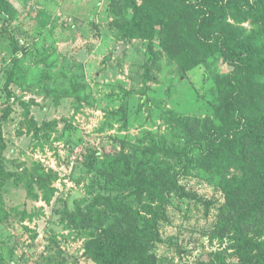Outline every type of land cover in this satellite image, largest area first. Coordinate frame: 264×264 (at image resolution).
Here are the masks:
<instances>
[{
    "label": "rangeland",
    "instance_id": "obj_1",
    "mask_svg": "<svg viewBox=\"0 0 264 264\" xmlns=\"http://www.w3.org/2000/svg\"><path fill=\"white\" fill-rule=\"evenodd\" d=\"M130 1L8 0L15 15L0 14V264H96L86 251L89 228H76L69 217L84 219L78 213L107 196L99 180L106 156L122 150L152 164L163 157L149 154L152 143L175 136L176 118L231 114L233 68L205 38L261 35L264 19H245L223 0L201 18L204 37L192 38L186 29L200 0H134L175 19L154 28L150 40L133 39L126 37ZM240 1L249 9L255 0ZM263 86L258 74L243 82L241 105L249 113L264 111L256 94ZM257 132L264 140V124ZM166 162L182 195L163 212L133 187L113 194L141 216L151 204L160 217L146 264H220L219 254L233 253L236 232L221 185L231 174ZM38 175L52 189L48 203L27 196Z\"/></svg>",
    "mask_w": 264,
    "mask_h": 264
},
{
    "label": "trees",
    "instance_id": "obj_2",
    "mask_svg": "<svg viewBox=\"0 0 264 264\" xmlns=\"http://www.w3.org/2000/svg\"><path fill=\"white\" fill-rule=\"evenodd\" d=\"M157 1L161 5V1ZM200 1L202 5L194 7L197 18L192 27L186 30L190 35L202 39L205 32L201 18L223 0ZM226 1L231 11L241 13L245 19H264V0H255L254 6L249 9L245 8L244 1ZM128 5L133 14L126 37L150 40L154 28L172 25L175 19L169 12H157L156 6L146 9V2L140 4L131 0ZM0 14L8 18L15 15L8 0H0ZM262 27L264 30V25ZM262 38L264 33L227 40L219 32H212L205 38L208 44L215 40L218 51L233 68L228 77L234 89L230 96L231 114L227 119L218 116L202 120L176 118L171 127L175 136L172 138L173 132H170L152 143L149 154H163L160 161L152 164L143 163L137 157L134 161V157L122 150L106 156L99 170V180L103 182L107 196H97L90 213L79 212L78 215L84 219L79 221L75 215L69 217L76 228H89L86 251L93 255L96 264L149 262L152 256L151 243L158 237L157 223L160 217L153 211L151 204L145 206L141 216L140 211L113 194L133 187L140 196L148 194L163 212L173 196L182 195L178 176L166 160L180 164L182 170L185 165H190L195 170L213 169L225 176L231 174V177H222L221 185L228 208L237 217L232 240L233 253L219 254L218 263H224L234 256L238 259L237 264H264V140L258 137L257 132L260 123L264 124V111L249 113L241 105L240 97L241 86L247 77L258 74L264 79ZM258 93L264 104V86ZM34 180L26 186L27 196L36 201L41 195V199L48 203L52 195L48 182L39 175ZM146 215H152L151 219L146 220Z\"/></svg>",
    "mask_w": 264,
    "mask_h": 264
},
{
    "label": "water",
    "instance_id": "obj_3",
    "mask_svg": "<svg viewBox=\"0 0 264 264\" xmlns=\"http://www.w3.org/2000/svg\"><path fill=\"white\" fill-rule=\"evenodd\" d=\"M125 48L124 44H120V46L117 47L116 53L114 54L115 57L122 55L123 49Z\"/></svg>",
    "mask_w": 264,
    "mask_h": 264
}]
</instances>
